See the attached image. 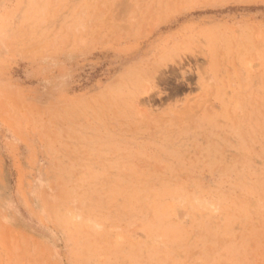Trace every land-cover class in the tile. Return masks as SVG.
I'll use <instances>...</instances> for the list:
<instances>
[{"label": "rangeland", "instance_id": "rangeland-1", "mask_svg": "<svg viewBox=\"0 0 264 264\" xmlns=\"http://www.w3.org/2000/svg\"><path fill=\"white\" fill-rule=\"evenodd\" d=\"M0 264H264V0H0Z\"/></svg>", "mask_w": 264, "mask_h": 264}, {"label": "clouds", "instance_id": "clouds-1", "mask_svg": "<svg viewBox=\"0 0 264 264\" xmlns=\"http://www.w3.org/2000/svg\"><path fill=\"white\" fill-rule=\"evenodd\" d=\"M196 203H201L200 201H199V199H197V201H196ZM206 204H207V207L208 208H211L213 211H216V209H215V206L214 205H212L211 203H209V202H205Z\"/></svg>", "mask_w": 264, "mask_h": 264}]
</instances>
